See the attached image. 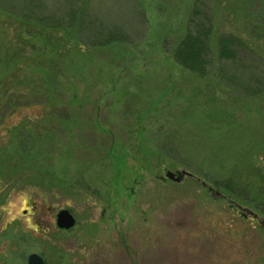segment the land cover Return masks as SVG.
I'll use <instances>...</instances> for the list:
<instances>
[{"label": "rangeland", "instance_id": "374dc122", "mask_svg": "<svg viewBox=\"0 0 264 264\" xmlns=\"http://www.w3.org/2000/svg\"><path fill=\"white\" fill-rule=\"evenodd\" d=\"M27 1L0 0V100L17 101L0 115V264H264V89L245 88L264 86V0H89L124 31L101 46L23 19ZM38 1L59 17L80 0ZM208 26L206 72L189 71L174 49Z\"/></svg>", "mask_w": 264, "mask_h": 264}, {"label": "trees", "instance_id": "16d2710c", "mask_svg": "<svg viewBox=\"0 0 264 264\" xmlns=\"http://www.w3.org/2000/svg\"><path fill=\"white\" fill-rule=\"evenodd\" d=\"M15 1L16 0H14V2ZM71 7L64 14L56 17L55 14L45 13L44 3H40L38 0H31L24 3L22 17L27 21H31L35 17L39 26L45 28H55L62 25L75 27L76 33L79 34V36L84 33L91 38L92 46H101L102 44L104 45L116 40H121L119 35H122L124 31L119 28L120 26L107 27L101 23L103 25V27H101L99 23L97 25L96 19L91 18L90 14L93 12L90 10L92 6L89 0L86 2H81L80 0L77 7ZM17 10L18 7H16L13 12L17 14ZM102 28L107 29L106 34H104L105 32L99 33V31H103ZM209 34V26L197 31L187 30L186 34L180 39L174 49L173 55L176 62L189 71L199 74L205 73L207 65L209 64ZM77 40L80 42H87L79 37ZM218 41L219 56L233 61L236 60L238 53L234 47L240 43L239 40L236 41L234 36L228 35L226 37H220ZM245 88H247L246 92H249L248 94H252L256 91H261L264 89V86L259 84L257 87L248 86ZM2 91L3 87L0 88V93H2ZM11 92V89L9 90V87H7L5 88V94L3 96L6 97L7 94L10 95ZM11 99L9 101L0 100V115L6 113L8 107L17 105V101L11 102Z\"/></svg>", "mask_w": 264, "mask_h": 264}, {"label": "water", "instance_id": "95a60500", "mask_svg": "<svg viewBox=\"0 0 264 264\" xmlns=\"http://www.w3.org/2000/svg\"><path fill=\"white\" fill-rule=\"evenodd\" d=\"M182 174L189 175V173L185 171H182L178 174H175L174 172L171 171H166L165 173L167 178L175 181H179L181 179ZM55 224L58 228L69 229L75 224V218L68 209L62 208L56 214ZM27 264H45V263L40 255H38L37 253H31L28 256Z\"/></svg>", "mask_w": 264, "mask_h": 264}]
</instances>
